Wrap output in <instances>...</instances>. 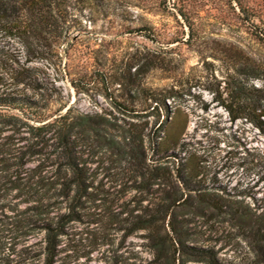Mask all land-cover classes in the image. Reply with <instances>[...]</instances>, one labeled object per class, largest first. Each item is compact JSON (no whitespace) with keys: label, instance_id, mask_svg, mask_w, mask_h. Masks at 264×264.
I'll use <instances>...</instances> for the list:
<instances>
[{"label":"rangeland","instance_id":"374dc122","mask_svg":"<svg viewBox=\"0 0 264 264\" xmlns=\"http://www.w3.org/2000/svg\"><path fill=\"white\" fill-rule=\"evenodd\" d=\"M69 24V42L34 59L0 25V101L13 103L0 113L66 106L63 113L106 117L118 141L141 131L150 169L163 157L172 178L149 174L141 188L144 178L126 161L112 162L106 149L86 152L92 195L68 220L70 202L44 194L56 167L27 152V127L0 123V264H47L46 228L58 224L53 264H207V250L219 264H264V234L204 200L264 217V128L254 122H264V42L234 1L92 0L70 10ZM164 140L169 160L149 148ZM183 167L186 186L177 178ZM168 191L182 199L160 232L137 229Z\"/></svg>","mask_w":264,"mask_h":264},{"label":"trees","instance_id":"16d2710c","mask_svg":"<svg viewBox=\"0 0 264 264\" xmlns=\"http://www.w3.org/2000/svg\"><path fill=\"white\" fill-rule=\"evenodd\" d=\"M92 0H0V25L11 36L17 37L27 49L30 59H34L41 54L51 55L54 49L61 42H69L68 33L70 31V10L85 7V4ZM97 1V0H95ZM239 9L241 19L252 30L254 36L264 42V5L255 4L254 0H232ZM183 16L184 13H183ZM47 47V51L42 52L39 48ZM42 52V53H41ZM71 86L77 90L78 82L71 80ZM53 89H56L53 87ZM157 102V101H155ZM3 103V104H2ZM13 103L0 101L1 108H11ZM158 106V105H157ZM66 106L60 107L54 114L43 115L29 111H22L23 117L5 115L0 113V123L14 127L25 126L28 128L29 136L25 139L30 143L28 153L31 156H46L47 168L56 167L55 172L43 181L45 193L49 198L54 196L64 197L70 202V216L68 220H75L76 210L82 208L85 201L91 198L89 189L93 185V174L87 167L88 161L84 159L86 152L90 154L95 150L106 149L112 156L116 157L112 162L126 161L129 169H132L138 176L144 178L142 185L148 188L151 180H146L151 174L152 179H162L170 182L172 178L171 170L167 166L161 165L163 157L157 160L154 168L148 163V155L145 148V138L139 130L130 129L123 137V144L118 141V137L110 133V123L108 118L103 116L75 115L72 107L62 112ZM117 110L130 115L124 105L117 104ZM157 109V108H155ZM154 109V110H155ZM234 120L239 117L235 115L234 109L229 108ZM264 116V115H262ZM256 126L263 130L264 122L261 117L255 118ZM30 122H34L30 124ZM36 124V125H35ZM157 146V147H156ZM152 146L150 150L156 156L166 155V159L174 158L170 154L168 141L164 140L160 145ZM52 149V150H50ZM0 150V155H1ZM25 153H22L23 159ZM27 154V153H26ZM19 159V157H17ZM167 161V160H166ZM178 180L185 183V178L189 176L186 167L178 170ZM146 185V186H145ZM188 188V187H186ZM144 189V190H145ZM54 191L53 195H50ZM38 195V194H37ZM36 195V196H37ZM206 195L204 200L210 204L211 209L222 215L232 214L237 217L239 227L257 230L264 234V217L254 221L246 211H235V208L222 205L215 197ZM34 198V197H33ZM182 196L173 197L170 192H166L163 201L155 209L157 216H150L139 221L138 228L141 230H151L160 232V221L164 220L173 207L180 202ZM37 202L41 201L36 200ZM46 254L47 264H53L57 254V238L61 234V225L46 228ZM160 234V233H159ZM174 246V245H173ZM207 264H219L217 256L207 250L201 253Z\"/></svg>","mask_w":264,"mask_h":264}]
</instances>
